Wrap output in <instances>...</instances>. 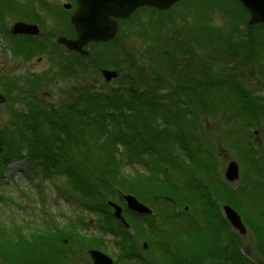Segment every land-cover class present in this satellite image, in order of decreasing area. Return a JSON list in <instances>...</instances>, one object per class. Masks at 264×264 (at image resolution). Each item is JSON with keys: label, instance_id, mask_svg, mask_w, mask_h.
Masks as SVG:
<instances>
[{"label": "trees", "instance_id": "obj_1", "mask_svg": "<svg viewBox=\"0 0 264 264\" xmlns=\"http://www.w3.org/2000/svg\"><path fill=\"white\" fill-rule=\"evenodd\" d=\"M196 2L200 5H192L191 0H180L170 8L172 12L176 11L175 8L184 12L186 9L183 6L187 4L194 8L198 16L205 13V21L194 24L191 28L188 27L186 16L178 12L175 14L178 13L181 20L170 27L166 26L168 20L160 22L159 19L152 18L159 14L158 10L143 6L134 10L126 18V30L134 29L133 33L142 36L144 41L148 40L136 53L122 56L115 48L114 40L92 42L91 47L94 49L90 51L91 58L84 55L85 57L67 59L65 64H62L63 61L58 64V72L68 77L77 75L76 67L82 60H93L92 65L88 63L101 71L106 69L121 73V78L118 75L115 78L120 79V89L117 92H114L115 87L112 93L99 94L93 88V83L85 82L82 86L73 87L71 93L66 90L62 92L68 97L58 101L56 105L49 102L46 107L44 104L45 108L43 105L28 108L36 110L24 115L25 122L10 134L13 140L8 139V136L6 139L8 132L0 131V172L13 158L17 160L23 156L21 151L25 145L28 150L26 167L30 174L37 175L35 168H40L41 173L51 180L63 175L72 186V189L66 191L69 195L74 189H81L94 197V202L87 200L83 206L97 209L102 215L103 218L98 216L95 219L105 222L97 225L98 228L109 230L111 227L110 230L113 231L116 230L115 226L120 227L113 242L118 247V258L113 261L114 264L125 259L127 264H204L205 258H210L214 264H254L239 252L241 244L223 247L220 244V235L226 231L229 237L234 236L236 239L237 235L230 230V225L215 208L217 202L212 197L222 195V190L209 185L210 166L202 172L206 167L205 159L200 156L201 148L197 137L186 124L188 117L196 115L201 109L208 110L207 112L209 109H229L230 103H234L233 106L236 107L235 102L242 101L234 117L238 123L242 122L238 128L244 129L242 134L245 132V136L235 137L238 142L236 150L241 157L239 164L245 170L244 176L248 171L249 181L255 184L256 189L253 190L248 183H245V188L249 186L252 189L250 199L256 200L259 188L264 184V154L260 156V151L253 148L249 126L258 124L259 119L264 116V95L259 98L248 92L243 86L241 72L250 63L252 69L256 70L254 72L264 79V23L250 25L248 10L237 0ZM18 6L26 7L27 4H21L18 0H0V36L7 40L13 37L6 25L7 19L17 17L18 20L31 15L28 13L29 8L20 9ZM214 11L224 18L223 25L214 22ZM49 13L54 16L53 11ZM141 14L152 18L150 25L146 24L148 19L146 23L137 20L142 17ZM120 21L124 22L123 19L118 20V29L121 28ZM141 22L157 36L152 37ZM67 24L72 27L69 18ZM131 24L134 27L129 26ZM199 27L203 32L201 34ZM155 38L159 41H150ZM211 39L214 41L210 43ZM99 44L102 45L98 46ZM140 57L146 62V65L143 63V74L122 71L121 68L137 67ZM24 82L28 83V80L25 79ZM228 82L236 83L233 92H228ZM215 84L223 87L211 88ZM163 88L166 92H162ZM216 92H222L224 96H219L216 100ZM73 93L82 98L81 104L80 98L75 95L69 98ZM5 96L6 99L10 98L8 93ZM212 99L216 102L212 103ZM182 105L189 109H182ZM217 110L211 113L215 114ZM224 113L227 118L231 117L228 112ZM15 115L18 118L17 112ZM226 129L231 130L228 133L225 132ZM226 129L224 136H233L234 126ZM59 134H63L64 140L58 144ZM156 147L158 153L151 155L150 151ZM137 157L139 159L136 160L143 162L146 167L147 175L126 173L122 167L125 159L131 161ZM156 158H162L172 168L154 163ZM255 161H259L260 170L256 175L252 173ZM189 172L203 174L206 183H193L192 180L186 183V187H180L171 182L172 173L187 175ZM160 173L166 177L164 182H160ZM244 176L241 184L244 183ZM221 183L229 184L224 179ZM162 185L174 190L156 193L160 195L156 199L148 188L156 191ZM113 186L119 189L118 192L132 194L143 204H152V207L144 205L154 212L153 216L135 213H130L129 216L122 208V216L130 228L137 227L141 222L148 223L150 237L146 238V244L149 249L152 246L150 255L144 250L136 249V244L130 239L131 235L121 220H116L113 224L114 219L108 207L109 199L105 201L107 192L116 194L117 190L112 189ZM188 187L191 194L187 198L195 200V192L200 195L195 200L204 206L200 218L184 211L180 206H173L179 200H184V196L180 197V189ZM56 188L57 192L61 191L58 186ZM236 194L238 193L232 190L231 184L224 191V195L240 200ZM146 196H152L153 201H149ZM225 199L239 213L237 205ZM246 203L250 205L249 201ZM159 204L169 213L157 217ZM242 210L246 212L245 218L250 220L251 229L255 233V248L264 259V217H259L260 214L249 218V212ZM49 222L46 221L41 227L28 233L23 226H4L0 221V264H77L73 260L75 258L69 259L68 253L63 255L64 249H59V244L64 245L63 237L68 235H59L56 229L58 226ZM82 222L81 225L85 227L86 224ZM50 234L57 236L50 237ZM68 240L71 244H76L72 242V238ZM86 240L88 249H101L99 241ZM119 255L124 259L121 260Z\"/></svg>", "mask_w": 264, "mask_h": 264}, {"label": "rangeland", "instance_id": "obj_2", "mask_svg": "<svg viewBox=\"0 0 264 264\" xmlns=\"http://www.w3.org/2000/svg\"><path fill=\"white\" fill-rule=\"evenodd\" d=\"M191 2H193L192 5H196V6L200 5L199 3H197L198 1L196 2V0H191ZM143 7L153 8L149 6H143ZM171 7L172 6L164 10H158L156 8H153L160 12L158 15H154L152 18L159 19L160 22H162L163 19H165L166 21L168 20L166 26H170V27L171 24L173 26L174 24H177L181 20L180 15L186 16L187 23H189L188 27L193 26L194 24H199L202 21H205L206 19L205 13H202L201 15L198 16L196 14V11L193 10L194 8H192L191 5H187V4L184 5L183 7H185L186 9L184 10V12H179L177 8H175L176 11L172 12L170 10ZM176 12H178L180 15L178 13L175 14ZM141 16L142 17H140L137 20L145 22L148 19L147 23L146 22L145 23L150 25V21L152 18L151 19L147 18V15H143V14H141ZM168 17L170 18L168 19ZM213 18L216 24H220V25L224 24V20H223L224 18L221 15L216 14V12L215 15H213ZM16 19L17 17H12V18L9 17L7 19L6 25L8 27V30L10 29V27L12 26V24L15 22ZM123 20L124 22L120 21L121 28L117 29L115 36L110 40L102 41V42H108L114 40L115 48L118 49V52L122 56L123 54L126 55V54L136 53V51L139 48L143 47L146 44L145 43L146 41L148 42V40L146 39L144 41V38L142 36H138L136 33H133L134 29L126 30V18H124ZM42 21H43L44 30L48 31L50 28H52L53 24L51 25V23H48L47 18L43 17ZM191 21L193 23H190ZM144 22L141 23L145 24ZM146 24L145 27L147 28L148 33H150L152 37L157 36L155 32L152 33L153 30H150V28ZM129 26L134 27V24H131ZM199 33L200 34L203 33L201 27H199ZM6 40L5 38L3 39L0 38V48H1L0 58H2V61L4 62L2 66L7 71L6 74H9V77H12L13 80H15V85L13 87L16 88V91L15 92L13 91L14 93L8 92L10 98H7L2 103H0V131L5 130V133L8 132L5 135L6 139L8 136V139L13 140L14 138L13 136H10V134L13 132L15 128H17V126H20L25 122L23 121L24 115L31 113V110L33 111L36 110V109H28V108L30 107L33 108L32 107L33 105L34 106L36 105L35 107L39 105L41 107V105H43L42 107H44V104L46 107L47 103L48 104L52 103L56 105L58 101L66 100L68 96H66L62 92L68 91V93H71V86H72L71 84L82 86L86 84L85 82L93 83L94 84L92 85L93 88L99 94L105 92L112 93L115 87L117 88H115L116 91L114 92H117L120 89L118 88L119 87L118 84H120V79L115 80V78H113L110 81H106L103 75L101 74V69H98L95 66H91L93 60H82V62L80 61V64L76 67L77 75L65 78V76H62V73L58 72L59 66L56 63V61L45 60L46 57H44V58H40V63L37 62V58L43 55V53H34L33 54L34 57L32 58L34 60L31 61L32 63L31 65L27 62L21 61V57H20L21 55L19 54L14 55L13 49L11 50L8 48ZM152 40L159 41V39L156 38L150 39V41ZM212 41L214 40L211 39L210 43ZM101 45L102 44H99L98 46ZM69 49L74 50L70 47ZM86 49L88 51V54L86 53V51H84L83 54L87 56L89 55L88 57L91 58L92 54L90 51H92L94 48L87 46ZM80 56L81 55H79V57ZM65 58H73V57L67 55L66 53ZM139 59L141 61H137V63L140 66L138 65L134 69L133 68L131 69L129 67L121 68L122 71L126 73L128 71H132L133 73H137L138 75L143 74L144 72L143 70L145 69L143 63L146 65V62L145 59L142 60L141 57ZM88 62H90L91 65ZM247 65L249 66L244 68L241 72L244 83L243 86L246 88L248 92L252 93L253 96L260 98L261 96L264 95V79L261 78L258 75V73L254 72L256 70L252 69L250 63H248ZM30 70L34 75L36 74L37 75L36 76H33L32 74L29 75L28 72L31 73ZM53 76L61 80L58 82V85L54 87L49 86V84H52L50 83L52 79L55 78ZM118 76L121 78V73H119ZM25 79L28 80V83L22 81L24 85L19 84V81ZM235 84L236 83L228 82L229 93L233 92V87L235 86ZM22 87H24V89H22ZM214 87L218 88L223 86H220L219 84H215L211 86V88ZM162 92H166V89L163 88ZM26 95H28L29 97ZM73 95L80 98V104H81L82 98L76 95V93L69 95L70 96L69 98L71 99V96ZM214 95L216 100L219 99V96H224L222 92H216ZM216 100L212 99L211 102L215 103ZM233 104L234 103H230L228 105L229 109H221L222 111L220 109L218 110L209 109L210 111L207 112L208 110L205 111L201 109L200 112L195 113L196 115H192L188 117L186 125H188V127L197 137V141L199 142L201 148L200 156L203 159H205L206 167L203 168L202 172H205L207 166H210V168L208 169L210 170L209 171L210 177L208 179V183H210L209 185L219 187L222 190L223 193L222 195H218V197L216 198L212 197L217 202V205L215 207L216 210L218 211L219 214H221L224 217L225 221H227V223L230 225L228 219L224 214V209H223L225 205L230 206L225 199L227 198L231 204L237 205V209L239 210V213L237 211L236 212L239 214L243 226L246 230L245 233H241L238 229L230 225L229 228L232 232H234L238 236L237 238V236L235 235L238 241L235 239L234 236H232L233 239L232 237H229V233L228 231H226V233L220 235L219 239L221 240L220 243L221 246L222 247L230 246V245L234 246L237 244L239 245L241 244V249L239 250V252L243 256H245L248 260H250L254 264H264V259L260 257L259 252L255 248L257 245V239L255 233L251 229V223H249L250 220L245 218L247 216L245 214L246 212H243L242 210L244 209L247 212H249L248 217L249 216L256 217L259 216L260 214L261 215L259 217H264V184L261 185L262 187L259 188V195L256 198V200L250 199V195L253 192L252 189L254 190L256 188H255V184L253 185L249 181L248 171L244 176L245 170H243L241 165L239 164L241 157L236 150V145L238 144V142L237 139L235 138L236 136H240V135H242V137L245 136V132H243L242 134V130L244 129L241 130L238 128V126L242 125V122L238 123L237 121H235V119L237 118L234 117L236 114V109H238V107L242 105V101H236L235 102V104L237 105L236 107L233 106ZM181 108L189 109V107L187 106L184 107V105H182ZM215 110H217V112L215 114H212L215 112ZM223 111L228 112L231 117L227 118ZM16 112L18 114V118L15 115ZM30 118L33 117L30 116ZM181 121H183V119H181ZM231 122H233V124ZM233 126H234V132L232 133L233 136L230 135L224 136L225 132L229 133V131L231 130L226 128H231ZM250 127H251L250 129L251 132L249 131V133H250V137L252 138L251 141L253 148L255 147L257 150H259L261 154L260 156H262L264 154V140L262 139L264 137V116L261 117V119H259L258 124L250 125L249 128ZM224 129H226L225 132ZM59 135L60 136L58 139L59 141L58 144L62 143L63 142L62 140H64L63 134H59ZM257 146H260L263 150H260L261 148L260 147L257 148ZM72 150L75 151L74 149ZM76 152L78 151L76 150ZM156 153H158L157 147L155 149L152 148L150 154L153 155ZM21 154L23 156L20 159L14 160L13 158L14 161L13 160H12L13 162L10 161L11 163L9 162L10 164L8 163V166L6 165V167L2 169L0 172L1 223L4 226H9V225L23 226L24 231L30 233L32 230H34V228L41 227L42 224L45 223L46 221H50L49 222L50 224L52 221V223H55L58 226V228L56 229L58 230L59 235L61 236L68 235L63 237L64 240L62 242H64V245L59 244V249L61 251L64 249L62 253L63 255H66L68 253L69 259H72V257L75 258L73 260L77 262V264H88V262L92 264L90 256L88 254V251L90 249H88V246L86 247V243L88 242V240L86 239H91L95 242L99 241L98 244L102 246L101 249L98 250L111 257L113 261L117 259L118 247L113 242L116 240L115 237L120 227L118 225L115 226L116 230L113 229V231L110 230L111 227L109 230L106 229L102 230L101 228L97 227V225L100 226L102 223H105L104 220L102 219L100 221L95 220L97 219L98 216L102 217V215L99 213L97 209H90L83 206V204H85L87 200H89V202L90 201L94 202V197L92 195H89L90 193L88 194L87 192H83L81 189H74L73 192H70L71 195H69L66 191H69L70 188L72 189V186L63 175L54 177L51 180L41 173L42 169L40 170V168H35L37 175L30 174L28 168L26 167V158L28 155V150L25 145H23ZM76 157L81 158L80 155H76ZM136 159L139 158L138 157L134 158L131 161H127L126 159L124 160L122 167L125 168V172L126 173L138 172L147 175L148 173H146L147 172L146 167L144 166L143 162H140L139 160ZM233 161L238 165L239 170H238V177L234 181L230 182L225 177V170L228 164ZM154 163H157L162 167L168 166L172 168L171 165L166 161L164 162L162 158L161 159L156 158ZM254 166L255 168L253 167L252 173L254 175L259 174L258 173V171H260L258 170L259 161H255ZM176 173H172V175L170 176L173 178V181L171 182L174 184H178L180 187H186V183L192 180L193 183H203L205 180L204 175L201 173L194 174L192 172H189L186 173L187 175L181 173L176 174ZM242 176H244L243 184L240 183L242 180ZM160 177H161L160 182H164V179L166 178L165 175L160 173ZM221 178L224 179L229 184H222ZM145 181L147 182L148 180ZM239 183L241 185L237 186ZM245 183L250 184L252 189L249 186H246L245 188L246 185ZM230 184L232 186V190L235 192L237 191L238 194H236V197L240 198L241 201L236 198L232 199L231 197L224 195L225 189L229 187ZM57 186L60 188L61 191L57 192V188H56ZM162 187L163 185L161 186L160 189H157L156 191H153L154 189H151L150 187L148 189L152 191L150 193H154V195L152 196H156V199L160 198V195H157L156 193L159 194L167 193L168 191L174 190V189L169 190L168 187L166 188L164 187L162 188ZM112 189L117 190L116 194L114 195L112 192H107L108 196L106 197L105 201L109 199L108 207L111 210V216H113L114 219V221L112 222L113 224H115V221L116 220L120 221V219H117L115 217L114 205L123 208V210L126 211L127 214L129 213V216L130 213H135V212L127 209L125 200L122 199L123 202L119 200L118 196L121 197V194H126V193H123L121 191L118 192L119 189L115 188V186H113ZM189 194H191L189 192V187L186 189L183 188V190L180 189V197L184 196L183 198L184 200H179L176 197L179 201L176 202V204L173 206L174 207L180 206V208L184 209V211L200 218L201 214L204 212L203 211L204 206L200 203V201H195L198 200V196L200 195H198V192L193 193L196 195L195 200H193L192 198H187V195ZM152 196H146V197L149 199V201H153ZM242 200L246 202L249 201L250 205L247 204L246 202H242ZM144 204L148 205L149 207L152 205L150 203L149 205L145 202ZM97 205L100 207L99 204ZM158 207L159 209L157 210V217H159L163 213L166 214L169 213L168 210H166V208L162 207L160 204L158 205ZM230 207L232 208V206ZM123 213L124 212L122 211L121 215ZM153 213L154 212L148 215L153 216ZM102 214L107 216L104 212H102ZM135 214L144 215L138 213ZM123 220L124 221L122 224L124 227L127 228L129 234L132 236L129 237L130 239H132V242L134 241V243L136 244L137 246L136 249L144 250V252L146 251L147 255L148 254L150 255L152 246L150 247L151 249H149L147 248V244H146L147 243L146 238L150 237L148 235L149 232L148 223L141 222L140 225H138L137 227L130 228L128 225L126 226L127 224L126 220L124 218ZM80 222L85 223L86 224L85 227H83ZM165 225L166 223L164 224V226ZM140 228H142L141 230H144V232L138 230ZM41 235L42 237H44L42 233ZM56 236L57 235L52 234L50 237H56ZM67 238L68 239L72 238L73 239L72 242L76 244L74 245L71 244ZM126 239L130 240L128 237H126ZM126 243L128 245L127 241ZM69 250H73V251L69 252ZM119 258L122 260L123 257H120L119 255ZM203 263L214 264V261H212L210 258H205L203 260ZM119 264H127L126 259L120 261Z\"/></svg>", "mask_w": 264, "mask_h": 264}, {"label": "water", "instance_id": "obj_3", "mask_svg": "<svg viewBox=\"0 0 264 264\" xmlns=\"http://www.w3.org/2000/svg\"><path fill=\"white\" fill-rule=\"evenodd\" d=\"M179 0H77V9L71 16V22L76 28L77 37L68 41V46L74 50L81 49L89 42H102L112 39L118 29L117 21L127 18L135 9L142 6H149L158 10L168 9ZM250 14L249 24L254 25L264 22V0H237ZM70 8V4H65ZM12 34L38 35L39 27L36 24H28L22 21L15 22L10 28ZM106 81L117 77V72L102 70ZM5 99L0 95V103ZM238 165L233 161L228 164L225 170V177L228 181H234L238 177ZM127 209L138 214H152V210L139 201L132 194H121ZM115 217L123 222L121 215L122 208L114 205ZM224 214L230 225L245 233L242 220L239 214L230 206L223 207ZM127 226V224H126ZM88 254L92 264H113V259L105 253L90 249Z\"/></svg>", "mask_w": 264, "mask_h": 264}, {"label": "flooded vegetation", "instance_id": "obj_4", "mask_svg": "<svg viewBox=\"0 0 264 264\" xmlns=\"http://www.w3.org/2000/svg\"><path fill=\"white\" fill-rule=\"evenodd\" d=\"M21 4H27L26 7L18 6L20 9L29 8L28 13L31 14L30 16H25L23 19L15 20L22 21L28 24H36L39 27V34L38 35H29V34H10L13 36L9 38L7 41V46L9 49H13L14 55L19 54L21 55V61L27 62L30 65L32 64L31 61L34 56V53H43V55L37 58V62L40 63V58L46 57L45 60H54L57 64L61 63L65 64L67 59H76L79 55L83 56V52L88 51L86 49L87 46L91 47V43L89 42L85 44L80 50H70L68 47V41L74 40L77 37V31L74 25L71 23V16L77 8V0H18ZM27 2V3H25ZM65 4H70V8H66ZM74 8V9H73ZM33 9V12H32ZM54 12V16L51 15V12ZM59 16V17H58ZM47 18L48 23H51L52 28L48 31L44 30L43 21L42 19ZM67 18H69V22L72 27H69L67 24ZM14 22V23H15ZM13 23V24H14ZM12 24V25H13ZM12 27V26H11ZM10 27V28H11ZM3 39V36H0ZM94 43V42H93ZM10 45V47H9ZM37 47V49L35 48ZM53 47V48H52ZM1 50V48H0ZM67 55L72 56L73 58H65ZM38 57V56H37ZM4 62L2 58H0V95L6 99L5 94L9 91L14 93L16 88L13 86L15 85V80L12 77H9V74H6L7 71L2 66ZM7 66V65H6ZM28 72L29 75L36 76L32 73ZM102 74V71H101ZM28 75V76H29ZM67 78L68 76L62 74ZM75 75H71L72 77ZM55 77V76H53ZM24 80L19 81V84L22 83ZM61 81L56 77L52 79L49 86H56L58 82ZM24 89V87H22ZM14 91V92H13ZM64 91V89H63Z\"/></svg>", "mask_w": 264, "mask_h": 264}, {"label": "bare ground", "instance_id": "obj_5", "mask_svg": "<svg viewBox=\"0 0 264 264\" xmlns=\"http://www.w3.org/2000/svg\"><path fill=\"white\" fill-rule=\"evenodd\" d=\"M71 85H72V86H71V89H72L73 87H75V86H78V85H76V84H74V85H73V84H71Z\"/></svg>", "mask_w": 264, "mask_h": 264}]
</instances>
